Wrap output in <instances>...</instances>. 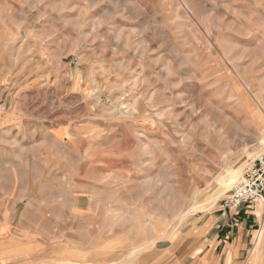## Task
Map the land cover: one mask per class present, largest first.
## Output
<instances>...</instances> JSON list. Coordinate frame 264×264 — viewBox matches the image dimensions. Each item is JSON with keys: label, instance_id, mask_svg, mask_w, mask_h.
Here are the masks:
<instances>
[{"label": "rangeland", "instance_id": "rangeland-1", "mask_svg": "<svg viewBox=\"0 0 264 264\" xmlns=\"http://www.w3.org/2000/svg\"><path fill=\"white\" fill-rule=\"evenodd\" d=\"M262 153L264 0H0V264H191Z\"/></svg>", "mask_w": 264, "mask_h": 264}, {"label": "crops", "instance_id": "crops-1", "mask_svg": "<svg viewBox=\"0 0 264 264\" xmlns=\"http://www.w3.org/2000/svg\"><path fill=\"white\" fill-rule=\"evenodd\" d=\"M217 211L196 223L194 245L201 251L193 256L191 264H240L250 258L248 254L256 244L255 232L260 230L254 228L258 224L255 210H229L222 205Z\"/></svg>", "mask_w": 264, "mask_h": 264}, {"label": "built area", "instance_id": "built-area-1", "mask_svg": "<svg viewBox=\"0 0 264 264\" xmlns=\"http://www.w3.org/2000/svg\"><path fill=\"white\" fill-rule=\"evenodd\" d=\"M258 202L264 204V154L245 166L240 180L224 199V205L229 210Z\"/></svg>", "mask_w": 264, "mask_h": 264}, {"label": "bare ground", "instance_id": "bare-ground-1", "mask_svg": "<svg viewBox=\"0 0 264 264\" xmlns=\"http://www.w3.org/2000/svg\"><path fill=\"white\" fill-rule=\"evenodd\" d=\"M263 154H264V153H262V154H258V157L261 156V155H263ZM230 171H231V170H230ZM243 171H244V169H243ZM243 171H242V172H243ZM242 172H241V174H242ZM232 175H233V174H232ZM234 176H235V175H234ZM231 181H233V179L230 180L229 182H231ZM257 213H258L260 216L262 215L261 212H259L258 210H257ZM263 228H264V227L261 228V233L264 232V229H263ZM263 238H264V235H261V236H260V234H259V235L256 236L255 252H256V250L260 249V247L263 246V242H264ZM136 252H139V251H136Z\"/></svg>", "mask_w": 264, "mask_h": 264}]
</instances>
